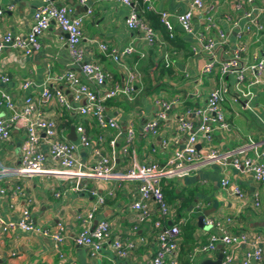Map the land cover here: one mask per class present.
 I'll return each mask as SVG.
<instances>
[{"label": "crops", "instance_id": "crops-1", "mask_svg": "<svg viewBox=\"0 0 264 264\" xmlns=\"http://www.w3.org/2000/svg\"><path fill=\"white\" fill-rule=\"evenodd\" d=\"M54 2L57 6H70L76 16L85 15L86 7L92 11L85 17L82 46L86 53V62L100 64L111 76L106 85L99 89L101 93L107 92L115 84L125 82L128 72L124 66L117 65L105 56L99 46L105 44L110 49L118 50L133 47L136 50L124 61L129 69L137 71L142 78V82L135 86V101L129 102L124 97H119V102L115 99L106 103L107 114L117 121L120 131L103 130L93 117L81 115L79 108L85 106L87 101H76L70 88L57 80L70 72L82 77L81 67L69 53L67 35L53 22L42 37V49L39 52L26 56L7 48L0 57V76L6 75L11 79L8 84L0 80V91L9 94L15 105L14 111H7L4 107L0 109L6 117H11L13 112L21 113L24 98L31 96L43 113L57 120L62 140L72 142L69 139L71 129L75 128L77 131L80 126L85 128L92 147L81 148L77 152V159L84 171L89 172L88 170L96 165L98 157L95 155V147L99 138L103 137L104 155L113 158L116 174H124L134 161L139 165L150 162L164 165L175 149H182L188 134L177 129L176 118L188 109L203 108L208 94L222 84L226 85L222 107L228 129L215 128L210 146L221 153L245 149L237 152L240 158L254 155L253 148L246 149L250 142L256 144V151L264 152V85L249 88L253 93L252 98H239L233 77L220 80L217 73L219 64L228 60L232 51L241 44L247 47L243 62L252 63L260 56L264 48V0L205 1L203 14L211 15L226 37L225 44H218L212 53L199 47L195 35H185L174 19L173 36L178 34L186 47L176 49L170 46L160 33H157V42L148 46L142 32L132 31L126 26L131 8L119 1L89 0L87 6L82 5L81 0ZM191 2L192 0H151V7L155 14L165 11L175 16L188 10ZM41 5L42 0H0V43L9 33L26 38L34 23V15ZM236 6L240 8L237 10ZM245 12H251V19L255 18L262 30L256 32L252 28L238 40V32L247 24ZM227 17L238 23L237 26L226 21ZM200 22L199 13L195 12V33L204 32L217 40L216 34L205 32V27ZM211 60L216 62L214 71L211 74H203V66ZM151 64L154 66H150ZM162 64L166 68H172L170 75L161 70ZM147 79H151L153 85L158 82L163 84L164 89L144 95ZM249 80V75H246L245 82L240 86L242 90H247ZM26 83H32L29 90L24 89ZM90 86L95 88L92 84ZM45 87L52 91L63 90L74 110L67 111L56 100L45 101L42 97ZM160 98L168 101L178 99L180 103L167 113L166 121L160 123L157 136L145 137L142 134L143 127L158 112L155 101ZM190 120L197 126L198 120L195 116L190 117ZM131 125H134L136 137L126 154L124 149L127 131ZM77 135V141L72 143L79 142V134ZM25 136L26 130L19 126L13 130L8 142L0 144V166L10 171L5 175L3 185L6 188L20 185L24 192L23 196L14 200L12 189L7 196H0V217L5 221L18 220L25 209H30L32 219L39 227L52 229L58 224H63L65 241L60 249L56 250L54 242L47 237L21 231L1 234L0 264H151L158 248L157 234L160 231L154 227L156 220L161 221L163 228L178 226L180 235L174 254L178 264H184L187 260L189 264L214 262L221 253V247L224 251L228 249L217 245L214 252L197 253L192 261L190 260L191 250L207 245L209 237L218 234L217 229L204 224V227L198 225V217L204 211L211 210L214 202L215 212L207 218L220 221L229 233H243L249 237L264 235V183L255 182L250 175L216 163H194L187 175L164 177L161 181L162 188L170 193L167 203L170 214L162 219L157 207L152 205L151 218L142 223L138 220V213L132 209V205L139 199L138 181L117 177L105 180L89 176L80 180L84 188L77 192V179L67 180V174L36 176L30 179L23 173H18ZM112 140H116L114 150L109 146ZM166 141L169 144L164 148L162 143ZM196 149L200 154L207 151V145L201 138H198ZM43 150L48 154L47 147ZM47 166L49 169L61 171L60 166L51 161ZM225 178L230 181L231 186L223 188L221 180ZM233 186L241 190L242 198L233 195ZM92 191H96L106 200L96 212L93 225L103 220L108 221L112 228V241L120 239L125 245H133L128 256L120 258L112 241L104 246L96 258L91 256L89 249L75 244V237L83 229L77 216H86L96 202ZM29 197L33 201L32 205H29ZM186 199H189V202H186ZM184 227H194L192 231L188 230L187 235L190 236L187 238L186 232L182 231ZM192 240L194 245L191 247ZM245 250L240 248L234 251V264L241 262Z\"/></svg>", "mask_w": 264, "mask_h": 264}, {"label": "built area", "instance_id": "built-area-1", "mask_svg": "<svg viewBox=\"0 0 264 264\" xmlns=\"http://www.w3.org/2000/svg\"><path fill=\"white\" fill-rule=\"evenodd\" d=\"M89 0H81V4L88 5ZM123 3L131 8L130 15L126 20V26L132 31H139L144 34V39L148 46H153L158 39L155 32L140 16L138 0H113ZM206 0H192L190 8L181 14L175 16L165 11L157 13L162 26L173 35V20L179 26L185 35H195L199 47L208 53H212L213 49L219 44L226 42L225 34L218 28L215 19L209 14H203ZM252 1V0H248ZM146 10L153 12L151 0H143ZM237 10L239 6L235 7ZM198 12L200 20L205 32L215 33L217 40L203 33H195L193 27L194 13ZM92 11L87 9L85 15L76 16L74 10L70 6H57L54 0H42V5L34 15V23L26 38L7 34L2 43H0V57L7 48H12L26 56H31L42 49V37L49 30L51 24L56 22L61 30L67 35V47L69 53L75 63L81 67L82 77L70 72L58 77V81L65 83L71 90L73 98L76 101L85 99L87 104L79 108V112L83 116L93 117L103 130L120 131V126L116 120L107 114L106 103L119 97H124L129 102H134L136 98L135 86L142 82L141 75L137 71L129 69L124 61L131 57L136 50L133 47H126L123 50L110 49L107 45L101 44L100 50L117 65H122L127 70V79L123 83L115 84L107 92L101 93L99 89L104 87L111 76L103 69L100 64L86 62L85 50L82 42L84 40V21L86 15H90ZM2 13L0 12V16ZM244 18L247 24L238 32L237 39L241 40L245 32L251 31L252 28L256 32L262 30L256 19H251V12H245ZM226 21L232 22L231 17H227ZM233 26L238 23L232 22ZM218 41V43H216ZM246 45L241 44L236 47L228 60L219 64L217 73L220 80L223 78L233 77L236 86V92L240 98H252L253 93L250 87L264 85V48L261 54L252 63L243 62V55L246 52ZM194 51V49H193ZM144 57V55H142ZM216 67L214 60L209 61L203 66V74H211ZM246 75H249V83L247 90H242L240 86L245 82ZM0 80L4 84L10 83L9 76H0ZM94 85L92 88L90 85ZM32 83L24 85L25 90H29ZM226 85H222L213 89L207 96L205 106L199 109H188L185 113L176 118L177 129L188 134V138L182 149H175L164 165L158 163H148L139 165L133 162L129 170L124 174L114 172L113 158L104 155L105 138L101 137L95 147V155L98 157L96 165L87 171L79 164L77 152L81 148L92 147L84 127L77 128L79 134V142L72 143L62 140L59 125L56 119L48 117L41 111L34 101L33 97L24 98L23 109L21 113L13 112L11 117H6L0 110V144L8 142L12 137V132L19 126L26 130L25 140L21 147V168L18 173H23L27 178L36 176H57L59 174H67L65 179L75 180L77 183L75 191L79 192L84 186L80 182L84 177H96L99 179L113 180L117 177L122 180L138 181L139 199L132 205V209L138 213V220L142 223L148 221L152 216V205L157 207L160 217L165 219L170 210L165 201L161 181L164 177H183L188 174L189 169L194 163H216L222 167H229L243 174L250 175L257 183H264V152L256 151V144L250 142L246 149H254L253 156H237V152L229 151L225 153L219 152L211 147L212 133L215 128L226 130L228 124L225 121L222 103L224 101V93ZM45 101L56 100L67 111H73L74 107L68 100L67 95L61 89L52 91L45 87L42 92ZM237 97V99H238ZM156 104L159 108L155 117L147 122L143 127V136L155 137L158 134L159 125L166 121L167 113L180 101L178 99L164 100L157 99ZM4 107L7 111H14L15 105L12 97L0 91V109ZM195 116L198 120L197 126L190 120ZM136 131L134 125H131L127 131V142L124 152L127 154L129 148L134 144ZM198 138L207 145V151L200 154L196 149ZM169 142H163L162 146L167 147ZM116 140L109 142V146L114 150ZM47 147L48 154L44 152ZM245 149H242L243 151ZM240 151V152H241ZM58 164L61 171L55 168H48L49 162ZM9 170L0 166V196H7L12 189V199L23 196L24 192L20 185H13L6 188L3 179ZM223 188L231 186L230 181L225 178L221 180ZM233 195L242 198V192L237 186L232 187ZM58 195V194H57ZM112 196L113 193H110ZM92 196L96 198V202L92 210L86 215H78L77 219L82 224V231L75 237L74 241L78 247L86 248L91 251V256L96 258L103 250L104 246L112 241L111 224L106 221H100L93 225L96 212L100 206L106 202L105 198L98 195L96 191H92ZM29 205L33 201L29 197ZM256 202L258 199L256 197ZM258 206V203H256ZM229 221V220H228ZM203 224L209 228L217 229V235H211L207 245L194 249L190 260L197 253L214 252L217 245L227 248L223 250V258L220 264H234V251L244 248L243 259L239 264H262L264 259V235H255L249 237L246 234H231L226 231L221 222L215 219L204 218ZM154 227L159 231L157 234L158 248L151 264H178L174 257L177 250V242L180 235L178 226H170L163 228L161 221L156 220ZM12 231H21L24 233L36 234L42 237L50 238L54 242L56 250H59L65 241V228L63 224H58L52 229L37 226L32 219L30 209H25L18 220L5 221L0 217V235L8 234ZM112 245L120 258L128 256L133 248L132 244L125 245L120 239L112 241Z\"/></svg>", "mask_w": 264, "mask_h": 264}, {"label": "trees", "instance_id": "trees-1", "mask_svg": "<svg viewBox=\"0 0 264 264\" xmlns=\"http://www.w3.org/2000/svg\"><path fill=\"white\" fill-rule=\"evenodd\" d=\"M138 5H139V12H140V16L142 17V19H144V21L157 33H160L162 35L163 40L168 43L170 46L175 47L176 49L179 47H186L185 44L183 43V41L181 40V38L179 37L178 34H174V36L172 35V37L169 36V33L166 31V29L164 28V26L161 25L160 21H159V15L153 13V12H149L146 10V6L143 3V0H138ZM143 10L141 11L140 9ZM145 8V9H144ZM174 32V31H173ZM157 42V41H156ZM155 42V43H156ZM154 43V44H155ZM150 66H154L153 64H151ZM172 68L169 67H165L164 64H162L161 70H163V72L168 73V75L171 74V70ZM162 74V73H161ZM160 89H164V85L161 83H156L155 85H153L151 79H147L146 80V89H145V93L144 95H149L154 91L160 90ZM116 102H119V99H116ZM110 102V101H109ZM112 102V101H111ZM114 103V102H113ZM163 191V195L165 198L166 203H169V192H167L164 188H162ZM186 202H189V199H186ZM167 224V223H166ZM172 226V225H171ZM170 227V226H169ZM188 228V229H187ZM194 227H184L182 229V231L186 232L185 237L187 238V232L188 230H193ZM194 245V242L192 240L191 242V247ZM191 252H193V250H191ZM184 264H189V261H185Z\"/></svg>", "mask_w": 264, "mask_h": 264}, {"label": "water", "instance_id": "water-1", "mask_svg": "<svg viewBox=\"0 0 264 264\" xmlns=\"http://www.w3.org/2000/svg\"><path fill=\"white\" fill-rule=\"evenodd\" d=\"M86 8L88 9V7H86ZM69 139L72 142H76L77 141L78 135H77V131H76L75 128L71 129V133H70ZM197 149H199V146H197ZM214 204L215 205H214V207L211 210L204 211L203 214L198 217V225H199V227H204V225H203L204 218L207 217L212 212H215L216 203L214 202ZM220 251H221V253L219 254V257H218V259L216 261H214V262L207 261L205 264H220V262H221V260L223 258V255H222L223 248L222 247L220 248Z\"/></svg>", "mask_w": 264, "mask_h": 264}, {"label": "rangeland", "instance_id": "rangeland-1", "mask_svg": "<svg viewBox=\"0 0 264 264\" xmlns=\"http://www.w3.org/2000/svg\"><path fill=\"white\" fill-rule=\"evenodd\" d=\"M4 145V144H3ZM2 146V145H1Z\"/></svg>", "mask_w": 264, "mask_h": 264}]
</instances>
